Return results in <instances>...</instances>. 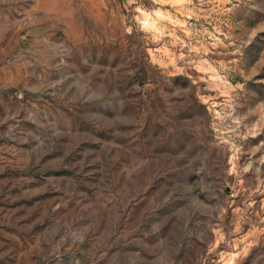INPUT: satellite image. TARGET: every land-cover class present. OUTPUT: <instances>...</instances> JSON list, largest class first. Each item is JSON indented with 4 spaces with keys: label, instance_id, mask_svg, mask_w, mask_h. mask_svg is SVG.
<instances>
[{
    "label": "rangeland",
    "instance_id": "1",
    "mask_svg": "<svg viewBox=\"0 0 264 264\" xmlns=\"http://www.w3.org/2000/svg\"><path fill=\"white\" fill-rule=\"evenodd\" d=\"M0 264H264V0H0Z\"/></svg>",
    "mask_w": 264,
    "mask_h": 264
}]
</instances>
